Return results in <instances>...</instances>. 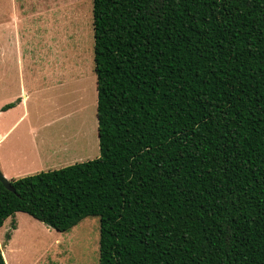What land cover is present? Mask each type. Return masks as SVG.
<instances>
[{
    "label": "trees",
    "instance_id": "1",
    "mask_svg": "<svg viewBox=\"0 0 264 264\" xmlns=\"http://www.w3.org/2000/svg\"><path fill=\"white\" fill-rule=\"evenodd\" d=\"M93 27L100 156L0 182V228L98 216L99 264H264V0H93Z\"/></svg>",
    "mask_w": 264,
    "mask_h": 264
},
{
    "label": "rangeland",
    "instance_id": "2",
    "mask_svg": "<svg viewBox=\"0 0 264 264\" xmlns=\"http://www.w3.org/2000/svg\"><path fill=\"white\" fill-rule=\"evenodd\" d=\"M21 86L28 118L0 140V170L7 165L9 179L100 156L93 0H0V134L23 112ZM32 140L55 154L26 157ZM17 143L25 145L21 161ZM99 240L98 216L59 232L17 212L0 228L7 264H99Z\"/></svg>",
    "mask_w": 264,
    "mask_h": 264
},
{
    "label": "crops",
    "instance_id": "3",
    "mask_svg": "<svg viewBox=\"0 0 264 264\" xmlns=\"http://www.w3.org/2000/svg\"><path fill=\"white\" fill-rule=\"evenodd\" d=\"M28 96H29V93H27L25 87L21 86V102L18 105H21V108H23V112H21V116L18 118V120L14 124H12L7 129L6 132H4L3 134H0V140H2L5 137H7L8 134L12 133L14 127H16L19 123L25 121L28 118L27 111L25 109V103H26V99L28 98ZM31 129H32V132H35L37 130L34 127H31ZM22 139H21V141H22ZM17 145H18L17 146L18 152L16 154H18V161H21V154L23 153V146H25V145L18 144V143H17ZM30 146L32 148V151L28 155H27V153H23L26 157L33 158V155L35 154V157L34 158H37L38 160H40V159H43V158H46V157H50V156H52V155L55 154L51 150H49L50 147L47 144H46L47 147L45 146L44 149L42 147L40 148L38 142L35 141V140H32L31 141ZM4 166L7 169V171H5L2 168L3 169L2 172L4 173V175L7 178L12 177V175H13L14 172L10 173L8 171V166L7 165H4Z\"/></svg>",
    "mask_w": 264,
    "mask_h": 264
},
{
    "label": "water",
    "instance_id": "4",
    "mask_svg": "<svg viewBox=\"0 0 264 264\" xmlns=\"http://www.w3.org/2000/svg\"><path fill=\"white\" fill-rule=\"evenodd\" d=\"M0 182H2L8 189L14 190L9 178H7L4 173L0 170Z\"/></svg>",
    "mask_w": 264,
    "mask_h": 264
}]
</instances>
